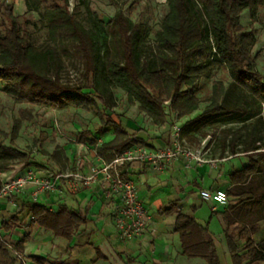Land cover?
<instances>
[{"label": "trees", "instance_id": "obj_1", "mask_svg": "<svg viewBox=\"0 0 264 264\" xmlns=\"http://www.w3.org/2000/svg\"><path fill=\"white\" fill-rule=\"evenodd\" d=\"M49 1L42 6L46 0H26V7L38 15L40 28L46 30V41L40 47L28 41L11 8L1 6L4 21H8L2 23L0 32L3 93L19 103L90 110L98 105L112 109V91L119 90L155 125L163 123L168 113L186 119L181 126L185 142L212 137L209 129L216 127L218 158L226 154L248 158L243 168L229 174V187L224 190L228 205L221 216L231 264L264 262V240L255 243L248 236V231L256 232L264 222V75L255 70L257 56H252L255 31L243 32L240 24L245 11L254 20L264 9V0H166L167 12L153 36L155 49L149 51L142 47L140 27L122 12L104 23L90 12L87 0H77L87 13L85 26L68 12L67 0L62 5ZM100 34L106 37L103 42ZM67 61L82 67L83 86L71 87L62 81ZM219 70L226 72L229 83L213 81L203 110L187 119L202 103L198 82L210 81ZM28 118L30 112H21L12 133ZM104 125L112 128V139L99 146L86 145L104 160L144 145L121 123L109 119ZM59 154L66 166L64 152ZM209 157L215 159L211 153ZM16 161L23 164L22 169L32 166L28 154L0 142V172H7ZM12 200L17 204L12 216L0 222V264H15V254L22 255L28 236L10 244L3 235L26 228L28 218L29 226L67 241L87 223L85 214L63 205L49 210L43 203ZM167 205L159 213L175 215L172 230L178 235L181 255L220 264L207 224L182 214L176 204ZM239 240L244 241L241 248ZM31 260L42 263L38 258Z\"/></svg>", "mask_w": 264, "mask_h": 264}, {"label": "crops", "instance_id": "obj_2", "mask_svg": "<svg viewBox=\"0 0 264 264\" xmlns=\"http://www.w3.org/2000/svg\"><path fill=\"white\" fill-rule=\"evenodd\" d=\"M139 129L144 130L132 136L142 140L148 150L155 151L169 146V135L166 138L163 136L164 126L144 125ZM111 139L112 135H109L104 143ZM91 159L89 155H84L83 173L88 172ZM223 159L202 165L193 162L187 164L185 160L179 159L165 166L160 173H154L147 165L138 163L126 166L123 176L135 184L139 200L148 215L146 229L139 238L123 243L118 241L114 226L117 201L106 197L101 177L76 194L62 186L60 195L42 197V203L49 210L63 205L85 214L87 223L78 228L71 240L57 239L49 232L29 226V218L25 221L26 228L3 236H10L14 243L22 240L24 235L28 236L22 253L25 264H37L32 262V257L40 259V264H204L200 260H190L181 255L178 235L172 230L175 215L167 216L159 211L168 208V203L176 204L182 214L193 215L200 224H207L212 239L217 237L222 242L223 238L227 250L225 225L221 216L227 206L213 208V204L201 199L200 191L212 192L228 188L229 174L243 168L248 158L241 154ZM70 168H73L71 157L65 169ZM203 204L209 212L208 215L200 216ZM16 206L14 200H0V212L4 210L11 213L9 217ZM9 217H0V222ZM248 236L255 243L264 240V222L260 223L256 232L248 231ZM243 243V240H239L237 245L241 248ZM15 264L21 263L17 261Z\"/></svg>", "mask_w": 264, "mask_h": 264}, {"label": "rangeland", "instance_id": "obj_3", "mask_svg": "<svg viewBox=\"0 0 264 264\" xmlns=\"http://www.w3.org/2000/svg\"><path fill=\"white\" fill-rule=\"evenodd\" d=\"M60 5L63 0H56ZM49 0L43 3L42 6H48ZM87 5L90 12L95 14L99 20L106 23L111 20L115 13L120 11L132 22L137 24L141 30L142 47L144 50H154V33L158 29L162 17L167 12L166 0H87ZM1 6H9L12 14L17 18L18 24L25 31V36L28 41L37 47H40L46 41V30L40 28L38 24V15L26 7V0H0V32L4 21ZM67 10L73 13L75 18L83 25H87V13L81 5H78L77 0H67ZM240 24L243 27V32L254 30L257 38V43L252 50V56H257L255 70L264 75V9H260L254 20L250 19L247 11L240 16ZM106 40L104 34H100V42ZM65 72L61 78L65 84L71 87L83 86L82 67L78 62H65ZM222 80L225 84L229 83L227 74L223 70L215 72L210 81L202 80L198 82V97L202 101L199 110L190 119L198 115L204 108L205 98L208 97L213 81ZM115 103L112 109H104L98 105L97 109H76L67 107L63 110H55L48 106L33 105L28 103H19L12 97L5 95L0 84V142L6 146L12 145L20 152L26 153L29 156L31 167L44 172H60L65 170V162L60 156V150L64 152L65 157L74 159V154H77L79 145H90V142L97 146L104 143L109 135H112V128L105 126L107 120L119 122L122 125L129 126L127 132L130 136L138 134L140 127L149 125L153 127L155 124L144 114L139 112L137 106L130 105L125 95L119 90L112 91ZM30 112V118L22 120L19 129L13 134L15 121L18 120L21 112ZM167 112V111H166ZM186 119H177L175 115L168 113L167 117L161 124L164 126L165 138L169 135L171 138L172 127L175 122L182 124ZM150 131V128H148ZM216 127L209 129L212 137H207L202 141L185 142L190 149H204L215 158H218L220 153L219 140L215 130ZM2 134L7 136L3 138ZM148 134V133H147ZM217 139V140H216ZM10 140L11 144H10ZM56 154H58L56 156ZM86 155V154H84ZM58 156L60 158H58ZM69 156V157H68ZM221 156V155H220ZM82 161H83V156ZM89 157H92L90 154ZM224 157H229L226 154ZM220 159V158H218ZM221 160V159H220ZM65 167V168H64ZM23 168L20 162H13L8 173H16ZM64 168V169H63ZM138 194V193H137ZM139 197V196H138ZM209 209L203 204L200 216L208 215ZM11 213H6L4 210L0 212L1 218L9 217ZM200 223V222H199ZM3 240L10 244H15L10 236H3ZM217 254L221 264H231L227 253L223 238L220 242L219 238H213ZM179 246V244H178Z\"/></svg>", "mask_w": 264, "mask_h": 264}, {"label": "built area", "instance_id": "obj_4", "mask_svg": "<svg viewBox=\"0 0 264 264\" xmlns=\"http://www.w3.org/2000/svg\"><path fill=\"white\" fill-rule=\"evenodd\" d=\"M172 129L169 146L155 151L137 146L115 154L110 161H106L96 153L95 148L79 145L77 154L73 153V168L44 173L32 167L16 173L0 172V200L11 201L16 197H24L32 204H39L42 203L44 196L60 195L62 186L70 193L76 194L101 177L105 184L106 197L117 201L114 226L118 241L123 243L139 238L146 229L148 215L139 200L135 184L123 176L126 166L138 163L147 165L154 173H160L165 166L179 159L185 160L187 164L193 162L196 165L220 161L218 158H210L207 150L188 148L181 138V124L177 121ZM84 154L92 155L87 173L82 172V166H85ZM200 197L213 204V208L228 204L224 190L212 192L202 190ZM15 256L19 263L25 264L22 255Z\"/></svg>", "mask_w": 264, "mask_h": 264}]
</instances>
